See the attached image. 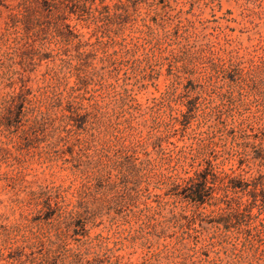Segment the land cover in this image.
<instances>
[{
	"label": "rangeland",
	"instance_id": "1",
	"mask_svg": "<svg viewBox=\"0 0 264 264\" xmlns=\"http://www.w3.org/2000/svg\"><path fill=\"white\" fill-rule=\"evenodd\" d=\"M16 1L0 0V28L6 5ZM149 1L130 6L120 23L98 33L106 40L100 44L98 56L103 54L102 50L117 49L122 37L127 41L132 38L144 46L118 55L113 61L96 59L94 68H90L95 73L88 78V92L82 101L93 103L89 107L87 126L97 134L98 142L84 148V158L96 159L97 151L112 156L117 135L127 140L139 134H154L160 139L154 144L149 141L147 146L156 170L163 175L142 183L134 200L118 201L104 187L96 190L99 198L87 195L91 210L86 226L88 238L104 253L102 264H264V224L257 217L246 218L249 224L246 230L236 225L217 229L211 221L212 207L205 203L198 208L204 212V226H196L185 239H182L186 236L184 228L166 226L159 222L158 214L154 220L148 217L156 209L165 214L173 204L180 208L185 203L173 195L174 187L165 184V176L174 172L183 174L190 169L188 161L178 164L173 159L167 161L170 154L175 156L174 145L180 147L212 139L215 143H208L206 147L223 160L220 168L226 171L231 168L245 178L264 175V0H169L158 4L156 15ZM76 28L84 38L89 36L91 27L80 22ZM178 33L188 35L190 42L205 45L206 54L212 58L233 60L234 69L214 72L215 88L198 93V81L205 80L202 62L179 57L176 42L185 41ZM111 38L118 42L107 44ZM56 64L57 60L49 63ZM237 68L250 70L246 78L256 82V89L254 85L250 91L246 87L245 102L231 112L221 106L215 108L220 105L216 93L219 86L227 87L223 81L242 79ZM45 69L42 62L31 74L29 83L33 88L50 81L59 90L74 81L67 68L51 78L47 75L42 81L41 73ZM187 106L190 109L181 116L180 111ZM242 116L247 120L239 125ZM102 140L106 142L100 144ZM52 142V137L40 133L36 141L27 145L16 134L8 138L0 132V264H63L60 248L56 256L47 254V241L28 254L27 257L35 256L32 263L15 248L18 240L30 233L44 240L47 235L55 238L56 219L39 218L42 217L36 212L39 206L28 204L30 191L55 185H70L72 190L84 180H91V167L84 160L72 168L74 172L62 169V154ZM259 155L262 159L255 157ZM102 160L108 162L106 157ZM239 162H242L241 168ZM76 163L73 160L68 164ZM115 174L113 169L111 178ZM67 196L74 200L69 193ZM147 206L151 208L148 210ZM252 211L256 213L257 208ZM24 214L32 220L26 222ZM68 222L64 220L60 224L59 232L75 246L79 243L75 239L78 236L68 232ZM196 241L202 249L191 250Z\"/></svg>",
	"mask_w": 264,
	"mask_h": 264
},
{
	"label": "trees",
	"instance_id": "2",
	"mask_svg": "<svg viewBox=\"0 0 264 264\" xmlns=\"http://www.w3.org/2000/svg\"><path fill=\"white\" fill-rule=\"evenodd\" d=\"M110 1L17 0L6 5L7 10L0 28V132L8 138L12 133L16 134L27 145L36 141L40 133H45L52 137V143L58 146L57 151L62 154V169L74 172L72 168H77L82 160L91 167V180H84L78 188L70 190V185H55L30 191L31 199L28 204L39 206L36 210L42 216L39 218L54 217L57 222L55 238L47 235L44 240L37 234L30 233L18 240L15 248L19 249L20 254L30 263L35 262V256L27 257L28 254H31L34 247L47 241V254L56 256L60 248L63 264H102L104 253L88 238L89 228L86 226L91 210L86 196L99 198L96 196V190L104 187L111 191L112 197L118 201L134 200L142 183H146L150 177L163 175L156 170L147 146L149 141L154 144L160 139V136L154 134H139L127 140L122 135H117L113 141L115 147L112 156L97 151L96 159L84 158V148L98 142L97 134L90 130L92 127L87 126L90 121L89 107H92L93 103L84 104L82 101L84 94L88 92V78L95 73L90 68H94L96 59L113 61L118 55L131 53L139 46H144L132 38L127 41L122 37L117 41V49L109 52L102 50L103 54L98 56L100 44L106 42L98 33L109 31L114 24L121 22L120 18L128 13L130 6H137L145 0ZM166 1L169 0H151L148 5H153L151 11L156 15L159 13L158 4ZM72 20L74 23H71ZM80 22L91 27L86 38L76 28ZM177 36H183L185 41L176 42L180 49L179 57L191 62H202L205 80L198 81V93H206L207 89L215 88L213 80L217 75L214 72H228L234 69L233 60L225 61L218 56L212 58L206 54L205 45L190 42L189 36L183 33H178ZM117 42L111 38L107 44ZM55 60L56 65H49ZM42 62L46 65V69L41 73L42 81L47 75L51 78L63 68H67L70 75L74 76L73 83L59 90L54 88L50 81L33 88L29 83L31 74ZM236 70L242 79L232 78L231 83L223 81L227 87L222 89L219 86L216 93L220 105L215 108L221 106L231 112L245 102L248 91L246 87L250 91L254 85L256 89V82L246 78L250 70ZM189 109L187 106L180 111V115L185 116ZM191 109H195V106ZM222 111L218 110L220 113H223ZM173 119L177 120L178 117L173 116ZM246 120V117H240L239 125ZM104 142L106 140L100 141V144ZM208 143L215 142L209 139L204 143H189L180 147L174 145L175 156L170 154L167 161L173 159L176 164L188 161L190 169L184 170L183 174L170 173L165 176V184L174 187L176 192H173V195L185 203L180 208L173 204L165 214L156 209L148 215L154 220L158 214L161 218L159 222L165 223L166 226L184 228L186 236L182 239L190 237L196 226H204V212L198 208L205 203L212 207L211 221L217 229L236 225L237 228L246 230L249 228L246 218L253 217H257L261 224H264V216L259 217L261 211H264V175L245 178L242 173L236 174L231 168L229 171L220 168L223 160L218 158L214 150L206 147ZM157 145L161 149L160 143ZM74 152L78 155L75 156ZM102 157H106L108 162H104ZM255 157L262 159L261 155ZM73 160L77 163L69 165ZM241 165L242 162H239L238 167L241 168ZM113 169L116 170L114 179L110 176ZM68 193L74 200L67 196ZM254 207L257 208L256 213L252 211ZM146 208L149 210L151 207ZM23 218L26 222L32 220L28 214H24ZM64 220H69L66 225L68 232L78 236L75 239L79 243L75 246L70 245L59 232L60 224ZM166 245L164 243V246ZM190 249L199 250L202 245L198 246L196 241Z\"/></svg>",
	"mask_w": 264,
	"mask_h": 264
}]
</instances>
